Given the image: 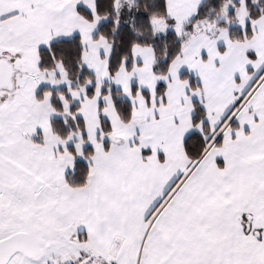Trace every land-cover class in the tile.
I'll return each instance as SVG.
<instances>
[{"label":"snow or ice","instance_id":"1","mask_svg":"<svg viewBox=\"0 0 264 264\" xmlns=\"http://www.w3.org/2000/svg\"><path fill=\"white\" fill-rule=\"evenodd\" d=\"M0 264H264V0H0Z\"/></svg>","mask_w":264,"mask_h":264}]
</instances>
